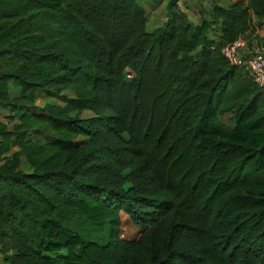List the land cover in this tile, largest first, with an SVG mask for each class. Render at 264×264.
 Returning <instances> with one entry per match:
<instances>
[{
	"label": "trees",
	"instance_id": "16d2710c",
	"mask_svg": "<svg viewBox=\"0 0 264 264\" xmlns=\"http://www.w3.org/2000/svg\"><path fill=\"white\" fill-rule=\"evenodd\" d=\"M201 2L154 34L140 0H0V264H264V91L222 55L264 0Z\"/></svg>",
	"mask_w": 264,
	"mask_h": 264
},
{
	"label": "rangeland",
	"instance_id": "374dc122",
	"mask_svg": "<svg viewBox=\"0 0 264 264\" xmlns=\"http://www.w3.org/2000/svg\"><path fill=\"white\" fill-rule=\"evenodd\" d=\"M144 7L151 12V19L148 24V31L154 34H158L161 29L164 28L166 24L169 23L170 19V9L169 5L175 2L180 3V9L183 11L184 8H187L191 12V18L193 22H200V16L208 17V10L206 5L203 6L200 3V0H140ZM179 9V10H180ZM180 10V12H182ZM213 38H216L215 35H212ZM71 94H65L63 97L56 98L50 97L44 93L39 96L37 101V107L34 110H41L46 103H59L65 102L70 99ZM11 112H0L1 119L5 123H10L8 119ZM18 115H16L17 117ZM221 121L229 126H233L229 121V116L221 118ZM30 139L41 140L43 142L47 141V138L39 133H31ZM20 169L29 172V165L23 160ZM54 218L58 220L63 227L72 230L73 232L79 234L86 241L90 240L96 242L99 245H105L109 242L111 237V226L109 223L96 224L86 220L85 217L79 215L75 211H66L56 212ZM141 230L135 227L127 218H123L121 226V237L126 240H133L139 237Z\"/></svg>",
	"mask_w": 264,
	"mask_h": 264
},
{
	"label": "built area",
	"instance_id": "2783aa9c",
	"mask_svg": "<svg viewBox=\"0 0 264 264\" xmlns=\"http://www.w3.org/2000/svg\"><path fill=\"white\" fill-rule=\"evenodd\" d=\"M223 57L232 65L244 68L253 82L264 91V40L245 43L243 38L222 49Z\"/></svg>",
	"mask_w": 264,
	"mask_h": 264
},
{
	"label": "crops",
	"instance_id": "0c3cea01",
	"mask_svg": "<svg viewBox=\"0 0 264 264\" xmlns=\"http://www.w3.org/2000/svg\"><path fill=\"white\" fill-rule=\"evenodd\" d=\"M200 2H201V0H200ZM200 4L203 5V6H205V4H203L202 2ZM179 6H180V3H179ZM183 12L186 13L189 16V18L192 20V18H191V12L187 8H184L183 9ZM194 23H196V22L194 21ZM252 40H256V41L257 40L258 41H263L264 40V27H262V28H257L256 27L254 30L251 29L243 37V41H245V43L250 44V42Z\"/></svg>",
	"mask_w": 264,
	"mask_h": 264
}]
</instances>
